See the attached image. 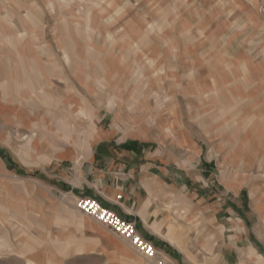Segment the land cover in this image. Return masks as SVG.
Returning a JSON list of instances; mask_svg holds the SVG:
<instances>
[{
    "label": "rangeland",
    "instance_id": "1",
    "mask_svg": "<svg viewBox=\"0 0 264 264\" xmlns=\"http://www.w3.org/2000/svg\"><path fill=\"white\" fill-rule=\"evenodd\" d=\"M255 14L249 0H0V20L13 25L0 41L31 36L30 56L51 70L46 97L24 100L14 92L22 54L0 43L9 66L0 81L14 84L0 95V147L23 170L42 171L86 155L90 132L144 140L205 192L207 211L192 208L185 222L183 262L253 264V241L264 253V132L252 135L257 145L248 137L264 125ZM5 168L0 222L17 226L19 245L24 224L50 218L56 206L81 216L66 192Z\"/></svg>",
    "mask_w": 264,
    "mask_h": 264
},
{
    "label": "crops",
    "instance_id": "2",
    "mask_svg": "<svg viewBox=\"0 0 264 264\" xmlns=\"http://www.w3.org/2000/svg\"><path fill=\"white\" fill-rule=\"evenodd\" d=\"M249 5L257 13L252 17L254 33L258 32L259 37L254 43V52L262 53L264 0H249ZM1 20L0 32L4 33H0V36L3 37L6 32L12 34V23ZM24 35L23 41L17 38L14 42L10 37L0 41L1 44L14 48L15 53L22 54L20 58L17 56L20 64L16 65L14 76L18 81L23 80L25 92L23 87L21 91L18 81L14 92L24 100L25 94L30 98L31 95L42 94L45 98L44 88H51V82L47 78L51 70L48 63L41 65L32 59L29 46L32 37ZM247 54L241 52L242 58L250 61L246 59ZM6 61L8 60L0 55V75H4V68L8 71ZM254 69L257 73L255 86L258 87V98H261L257 116L263 118L264 58H255ZM12 85L13 82H8L7 85L0 81L2 98L12 92ZM250 116L253 117L245 111V118ZM262 131L264 132V125L259 120L258 125L248 130L251 136H247L256 143L260 138L255 136L254 140L252 135L258 136ZM87 139L91 147L86 155L73 161L50 163L42 171L23 170L5 148L0 147V157L3 158L2 164L6 171L14 170L25 178H35L66 192V200L73 207L77 198H91L98 201L104 209L133 223L139 235L156 248L157 256L154 261L145 260L91 217L74 213L69 215L59 205L54 208L50 218L24 224L27 230L25 245H19L17 237L21 233L17 231L16 234L15 224L5 228L0 222V264H20V260L23 264H68L70 259L76 258L92 264H156L157 260H162L163 264H186L182 260L185 222L187 218L192 219V208L197 216L207 211V208H201V199L205 192L199 186H193L194 182L189 173L180 172L170 163L161 162L158 153L149 150L144 140L117 137L108 131L98 134L90 132ZM62 205L70 209L68 205ZM71 210L77 213L76 209ZM253 242L254 248L251 246L248 250L251 261L253 264H264V253L259 254L258 251L260 245Z\"/></svg>",
    "mask_w": 264,
    "mask_h": 264
},
{
    "label": "built area",
    "instance_id": "3",
    "mask_svg": "<svg viewBox=\"0 0 264 264\" xmlns=\"http://www.w3.org/2000/svg\"><path fill=\"white\" fill-rule=\"evenodd\" d=\"M74 209L84 216L91 217L115 237L123 240L145 260L154 261L156 258V248L139 235L133 223L120 218L108 209H104L98 201L91 198H77L74 202Z\"/></svg>",
    "mask_w": 264,
    "mask_h": 264
}]
</instances>
